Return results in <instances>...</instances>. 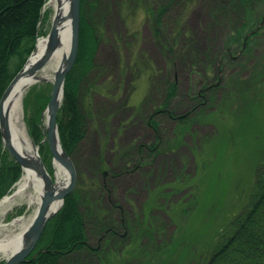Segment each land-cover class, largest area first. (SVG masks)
Here are the masks:
<instances>
[{
	"label": "rangeland",
	"instance_id": "obj_1",
	"mask_svg": "<svg viewBox=\"0 0 264 264\" xmlns=\"http://www.w3.org/2000/svg\"><path fill=\"white\" fill-rule=\"evenodd\" d=\"M90 1L96 2L90 17L97 47L78 84L85 127L69 157L74 189L85 196L80 209L88 242L100 249L72 255L89 264L114 256L115 264H164L169 255L165 264H196L193 258L210 250L218 231L248 203L264 155V0L250 4V15L238 0ZM46 3L38 36H46L55 12ZM256 26L246 49L230 41L237 29L241 38ZM171 81L176 93L166 107L173 117L155 112ZM51 86V80L33 83L20 105L28 132L27 118L38 121L43 136L35 143L53 176V157L42 140L45 107L40 117L33 109L37 92L49 98ZM94 200L101 216L117 223L128 218L118 237L100 242L94 234L96 222L88 217ZM33 209L17 205L5 220L28 219ZM5 258L0 254V264Z\"/></svg>",
	"mask_w": 264,
	"mask_h": 264
},
{
	"label": "trees",
	"instance_id": "obj_2",
	"mask_svg": "<svg viewBox=\"0 0 264 264\" xmlns=\"http://www.w3.org/2000/svg\"><path fill=\"white\" fill-rule=\"evenodd\" d=\"M45 1L0 0V97L34 48L36 38L43 25L40 11ZM254 1L238 0V5L247 15H250L251 8L249 6ZM226 4H228V1ZM95 6V1L80 0L77 55L73 65L65 75L62 101L56 115L60 142L68 155L84 135L85 119L79 107L77 93L79 81L90 69L97 47L96 26L90 17V11ZM163 11L159 10L157 12L155 17L157 23L160 22ZM258 28L256 26L254 30L241 38L240 30L237 29L230 41H237L238 43L239 40L241 48L244 50L249 44L251 35L258 31ZM155 32H158V30L156 29ZM41 33L43 34V32ZM209 89L211 90V88ZM175 93L176 83L171 81L163 100V108H156L155 112L161 111L173 117L172 110H169L166 105ZM201 95L203 93L199 91L197 96L200 97ZM47 100L48 95L40 89L33 103V109L39 117ZM183 116V114L176 115V118H183ZM27 122L32 139L39 142L43 134L38 127V121L36 122L32 117H28ZM149 124L156 126L155 130H157V125L153 119L151 120V117H149ZM154 147L155 145L152 144L150 150ZM20 172V165L4 147L0 134V197L11 188ZM84 197L83 193L81 194L74 188L65 196L61 207L47 220L34 250L28 256V259L21 264H89L84 256L79 255L74 258V255H72V253L79 251L97 254L100 249L99 247L90 246L88 242L86 220L80 209ZM98 205H100V202L94 200L92 209L88 211V217H92L89 219L92 220V223L96 222V228L92 226L95 229L94 234L98 235L100 242L101 240L108 241L106 236L118 237L120 235L119 230L127 226L128 218L125 217L120 223H117L112 220L111 216H101L100 212L103 210ZM94 210L96 214L93 218ZM121 238L122 236L119 237V239ZM166 251L167 249L159 252L165 253ZM145 254L146 257L151 259L148 253ZM92 256L97 259L101 258V255ZM168 257H172V255L164 257L163 261L165 263ZM115 258V256L110 260L108 258V262L103 263L101 261L104 257H102L99 262L102 264H115ZM193 259L196 264H264V155L261 156L256 165L248 203L232 217L228 224L218 231L217 239L212 248ZM174 261L171 264H181L179 260Z\"/></svg>",
	"mask_w": 264,
	"mask_h": 264
},
{
	"label": "bare ground",
	"instance_id": "obj_3",
	"mask_svg": "<svg viewBox=\"0 0 264 264\" xmlns=\"http://www.w3.org/2000/svg\"><path fill=\"white\" fill-rule=\"evenodd\" d=\"M68 2V0H47L46 5L53 6L55 12L60 16L56 22L58 44L52 49L47 58L43 60V55L47 51V38L45 35L38 36L33 54L25 65L23 72L11 84L3 99V112L6 120L5 129L9 133L13 146L17 151L29 156L30 159H32V163L36 164L39 161V146L33 141L23 122L20 103L23 92L29 86L37 81L49 80L52 78V76L47 74L48 71L50 69H55L62 61V57L67 53L70 32ZM41 60H43L41 66L35 68V64ZM54 148L57 153L61 154L60 145L57 140L54 144ZM35 149L37 151H35ZM53 168V176L45 168L52 179L55 177L53 188H49L44 175L38 171V169L34 168V166H30L26 167L21 173L13 189L0 199V254L4 257H7L12 251L23 244V231L32 219L41 196L45 192L51 190L53 193H58L66 185L68 181V172L56 158H53ZM21 204L26 205L28 209L34 206L33 211L28 215V219L23 215H17L10 221H6L5 215L15 206ZM59 207L60 200L55 198L50 203L49 210H58ZM17 224L18 227L16 229H9V226L12 228Z\"/></svg>",
	"mask_w": 264,
	"mask_h": 264
},
{
	"label": "water",
	"instance_id": "obj_4",
	"mask_svg": "<svg viewBox=\"0 0 264 264\" xmlns=\"http://www.w3.org/2000/svg\"><path fill=\"white\" fill-rule=\"evenodd\" d=\"M68 1H69L68 14L70 18V32H69L68 46H67L68 48H67V53L62 57V61L54 69L52 78L49 79L52 82V86L49 93V98L46 102L45 108L43 109L45 120H44V129H43L44 138L42 139V140H46L52 157L56 158L67 170L68 181L64 186V188L60 190L58 193H53V191L51 190L45 192L41 196V199L37 204V208L35 210L32 219L29 221V223L27 224V226L23 231V244L16 250L12 251L5 258L4 264H21L22 262H25L28 259L29 254L35 248L36 243L38 242L43 232L47 220L57 211V210H53V211L49 210L50 203L56 198L60 200V207H61L65 196L68 195L73 190L76 180L74 165L69 155L61 145L58 134L57 122H56V115L60 107L63 96V85H64L65 75L73 65L78 49L80 0H68ZM42 11L43 8L41 9V13ZM59 17L60 16L58 15V13L54 12L49 31L46 34L47 51L43 55V60L47 58V56L52 51V49H54L55 46L58 44V30H57L56 22ZM35 45L32 51L30 52V54L28 55V57L26 58L22 67L12 77L9 84L5 88L2 96L0 97V134L4 146L6 147L10 155L13 157V159L20 165L22 172L26 169V167L34 166V168L38 169V171H40L44 175L49 188H53V185L55 183V177L52 179L51 176L48 174L47 170L45 169L46 167H44L45 165L43 164L39 152H38V160H39L38 163L37 164L32 163V159H30L29 156L24 155L23 153L16 150V148L13 146L11 142L9 133L5 129L6 120L3 112V99L6 96L11 84L23 72L25 65L28 63L30 56L33 54L35 50ZM43 60L37 62L35 64V68H39L43 63ZM56 140L60 145L61 154L57 153L54 148V144ZM35 151L37 150L35 149Z\"/></svg>",
	"mask_w": 264,
	"mask_h": 264
}]
</instances>
